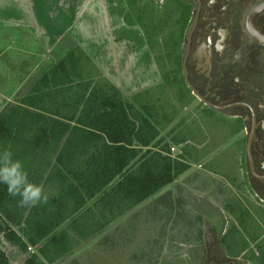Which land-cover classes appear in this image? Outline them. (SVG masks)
I'll return each mask as SVG.
<instances>
[{"label": "rangeland", "instance_id": "374dc122", "mask_svg": "<svg viewBox=\"0 0 264 264\" xmlns=\"http://www.w3.org/2000/svg\"><path fill=\"white\" fill-rule=\"evenodd\" d=\"M160 4V0H138V3L135 0L128 15L137 25L141 22L156 25L158 35L154 40L157 41L152 49L147 48L157 75L151 87L136 95L140 101L154 105L163 120L160 137L163 141L150 147V152L146 150L144 154L143 150V157L135 164L139 166L149 157L153 160L150 167L161 171V166L168 167L171 161L169 171L173 181L141 201L137 196L127 203H117L112 213L106 215L105 222L98 219L95 230L85 235L71 231L62 235L60 231L47 241L34 242L25 235L30 231L25 221L18 226L8 216H3L0 225L2 264H187L198 242L207 240L213 232L223 240L225 227L232 230L226 240L233 241L232 235H236L252 252L246 264H261V247L258 246L264 244V199L255 195L248 175L242 147L244 131L238 130L237 122L220 112L203 109L197 100L181 97L187 90L183 83L179 84L178 77L164 79V73H171L174 65L161 52ZM100 5L102 9L96 6L89 12L105 23L107 0ZM100 22L98 25L102 27ZM74 44L68 35L61 38L48 57L50 67ZM141 52L147 53L143 48ZM90 68L95 79L107 78L96 63ZM40 75L41 72L36 75L37 80ZM174 135L186 140L176 142L172 139ZM165 142L175 150L161 151ZM161 153L170 158L167 164L163 163ZM174 162L178 163L175 171ZM184 163L188 167L174 174ZM142 176H148V172ZM242 216L246 219L241 220ZM254 232L260 235L256 239H253ZM13 235L19 239L12 241ZM233 242L239 246L240 242Z\"/></svg>", "mask_w": 264, "mask_h": 264}, {"label": "trees", "instance_id": "16d2710c", "mask_svg": "<svg viewBox=\"0 0 264 264\" xmlns=\"http://www.w3.org/2000/svg\"><path fill=\"white\" fill-rule=\"evenodd\" d=\"M125 1L128 7L124 20L128 25H137L128 18L135 0ZM139 26L152 49L157 41L156 25L141 22ZM168 60L173 64L171 57ZM91 65L95 67L89 55L74 44L26 94L0 112V151L10 149L14 159L24 162L30 181L49 182L55 190L47 204L30 209L32 214L42 211L36 218L39 229L44 223L48 225L40 240L65 221L71 220L70 228L80 223L81 218L76 215L89 200L100 197L106 206L111 205V189L118 202L124 204L137 196L141 201L173 181L169 171L172 163L162 153L163 163L170 161V165H162L161 171L150 167L153 160L149 157L139 166L135 164L141 159L143 148L150 152V147L163 141L159 111L151 103L140 101L139 95L126 97L109 79H95ZM170 76L176 80L175 66L171 73H164L165 80ZM172 139L179 142L186 137L180 140L174 135ZM161 151H170L168 142ZM177 164L173 163L174 171ZM187 167V163L182 164L174 174ZM147 172L148 176L143 177ZM18 200L19 197L8 195L6 185L0 184L1 210L11 205L25 211L26 208L18 207ZM1 222L2 217L0 225ZM252 235L253 239L260 236L257 232ZM231 240L241 242L236 235ZM260 247V263L264 264V244Z\"/></svg>", "mask_w": 264, "mask_h": 264}, {"label": "flooded vegetation", "instance_id": "af4514ba", "mask_svg": "<svg viewBox=\"0 0 264 264\" xmlns=\"http://www.w3.org/2000/svg\"><path fill=\"white\" fill-rule=\"evenodd\" d=\"M160 2L161 52L187 90L181 97L237 122L255 195L264 199V43L250 29L264 34V10L256 14L264 0ZM231 232L225 227L223 240L209 234L187 264H246L252 252L226 240Z\"/></svg>", "mask_w": 264, "mask_h": 264}, {"label": "crops", "instance_id": "0c3cea01", "mask_svg": "<svg viewBox=\"0 0 264 264\" xmlns=\"http://www.w3.org/2000/svg\"><path fill=\"white\" fill-rule=\"evenodd\" d=\"M102 1L0 0V112L30 90L39 80L36 78L39 72L41 77L47 72L50 67V52L65 35L70 36L75 45L89 55L114 85L121 87L120 90L126 97L151 87L157 68L147 48L143 30L139 25H128L125 22V0H107L108 11L104 13L107 16L105 23L108 22L106 27L104 22H100L101 19L91 15L95 13L89 12V9L96 6L102 9ZM91 3L94 5L90 6ZM142 48L147 51L146 54L141 52ZM26 88H29L28 91L21 94ZM146 149L143 148L144 151ZM140 157H143V152ZM40 184L49 195L55 192L49 182L43 181ZM111 192V205L106 206L100 197L97 201V198L89 200L76 215L81 218L80 223L70 228L71 220L65 221L48 237L60 231H63L62 235L68 231L84 235L94 231L97 220L105 222L106 215H110L119 203L113 189ZM88 209L91 211L87 214ZM41 212L35 210L32 214L30 209L21 212L16 206L8 205L5 211L0 209V217L8 216L18 226H22L25 221L30 228L25 235L34 242H41L49 240L48 237L39 239L48 227L46 223L42 224V229L37 227L36 218ZM90 226L94 229L90 230ZM11 239L13 241L19 238L13 235Z\"/></svg>", "mask_w": 264, "mask_h": 264}, {"label": "clouds", "instance_id": "9594fccd", "mask_svg": "<svg viewBox=\"0 0 264 264\" xmlns=\"http://www.w3.org/2000/svg\"><path fill=\"white\" fill-rule=\"evenodd\" d=\"M0 184L6 185L9 196L19 197L20 208L31 209L48 203L49 194L44 186L30 181L24 162L14 159L8 148L0 151Z\"/></svg>", "mask_w": 264, "mask_h": 264}, {"label": "water", "instance_id": "95a60500", "mask_svg": "<svg viewBox=\"0 0 264 264\" xmlns=\"http://www.w3.org/2000/svg\"><path fill=\"white\" fill-rule=\"evenodd\" d=\"M263 10H264V6L259 7V9L256 11V14H259V13H260L261 11H263ZM250 29H251L252 33L255 35V37H256L260 42L264 43V34L258 32V31L256 30V28H255V24H254V26L251 27ZM248 156H249V158H250L251 170H252V172L254 173V169H253L252 161H251V156H250V154H249V148H248Z\"/></svg>", "mask_w": 264, "mask_h": 264}, {"label": "built area", "instance_id": "2783aa9c", "mask_svg": "<svg viewBox=\"0 0 264 264\" xmlns=\"http://www.w3.org/2000/svg\"><path fill=\"white\" fill-rule=\"evenodd\" d=\"M171 150H175V147H171Z\"/></svg>", "mask_w": 264, "mask_h": 264}]
</instances>
